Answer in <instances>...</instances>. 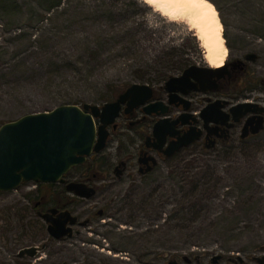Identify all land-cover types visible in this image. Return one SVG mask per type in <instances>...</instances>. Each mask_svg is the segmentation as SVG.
Listing matches in <instances>:
<instances>
[{
    "label": "rangeland",
    "instance_id": "1",
    "mask_svg": "<svg viewBox=\"0 0 264 264\" xmlns=\"http://www.w3.org/2000/svg\"><path fill=\"white\" fill-rule=\"evenodd\" d=\"M68 1L67 13L72 15L79 1ZM129 1L119 0L115 9L126 8ZM42 2L0 0V126L62 105L100 107L112 101L113 91L132 84H151L152 80L157 86L160 83L155 81L157 72L166 66L163 53L170 48L181 47L189 58L203 55L194 31L183 23L168 21L144 4L146 8L140 10L131 8L133 17L126 24L137 28L136 41L121 39L118 31H124V27L115 24L116 40L101 43V48L106 53L115 50L116 57L93 62L85 68L78 64L80 61L86 64V56H78L85 48L78 36L93 35L100 24L83 15L69 16L66 24L56 27L54 23L41 21ZM210 2L223 26L222 37L227 48L224 63L229 47L242 52L251 50L260 55L257 69L264 72V0ZM85 4L94 8L90 0ZM54 30L65 32L66 37L52 44L46 39ZM67 55L74 57L70 63L63 60L55 64L56 59H66ZM140 76H144L145 83ZM110 133L100 155L111 163L117 160L121 149L132 150L128 137ZM188 162L190 175L197 173L200 180L206 178L203 171L206 167L214 172L207 179L214 185L215 196L204 201L201 213L188 217L184 224L189 227L181 232L177 228L181 218L174 213L181 209L183 201L186 204L182 170ZM22 190L27 191L21 188L19 196ZM116 191L121 198L127 197L123 211L110 210L104 219L98 220V226L91 230L94 236H87L83 228L75 227L79 234L57 245L61 247L57 259L75 264L87 249L103 257L108 256V251L120 254L132 258L134 264H157L161 255H200L207 259L213 255L225 257L232 252L239 255L264 252V149L229 154L204 153L189 147L168 161H160L146 178L134 184L125 180ZM3 199L0 196V205ZM77 208L80 213L87 210L85 206ZM1 232L0 222V239ZM84 237L93 239L90 246L82 243Z\"/></svg>",
    "mask_w": 264,
    "mask_h": 264
},
{
    "label": "flooded vegetation",
    "instance_id": "2",
    "mask_svg": "<svg viewBox=\"0 0 264 264\" xmlns=\"http://www.w3.org/2000/svg\"><path fill=\"white\" fill-rule=\"evenodd\" d=\"M241 52L229 47L228 59L220 68L209 67L204 54L198 59L186 56V65L170 72L161 84H144L151 89L145 103L132 107H127V102L121 104L114 121L115 127H107V142L110 131H113L129 138L132 151L124 152L121 149L117 160L111 163L105 159L102 167L107 170L89 171L81 168L87 167L89 162L92 163L99 157L98 154H92L83 164L64 174L57 183L25 182L15 190L0 191V196L4 197L0 205V264H66L57 259L58 250L61 249L57 245L64 244V241L72 239L75 234L78 235L75 227L83 228L87 236H94V231L91 230L98 226V220L104 219L110 210L121 213L123 207H126L123 205L127 197L121 198L117 194V186L122 185L125 180L134 184L146 178L160 161H168L186 148H197L204 153L229 154L262 151L264 72L257 69L261 57L251 50ZM190 68V75L173 86L174 90L169 91L166 82L171 78L182 77ZM209 69L219 71L211 72ZM124 91L125 89H118L112 101ZM132 103L136 101L132 100ZM146 108L154 112L147 113ZM161 112L164 114H160ZM160 121L163 128L157 138L153 134V128ZM259 122L263 128L253 133ZM165 133L167 134L164 135ZM189 133L191 136L197 135L198 139L169 157L163 154L170 143ZM158 139L163 141V145L156 149L154 145L158 143ZM94 167L97 165L94 164ZM70 183L84 184L94 192L89 197L76 196L66 190ZM21 188H26L27 191L22 190L19 196L17 193ZM80 206L87 207V210L80 213L77 208ZM51 209L68 210L78 218L71 237L56 239L48 233V223L42 217L50 215ZM84 239L82 243L90 246L93 239ZM107 254L106 257L94 255L87 249L83 251L81 260L74 262L134 264L132 258L110 251ZM158 259L160 261L157 264H264V252L259 250L242 255L232 252L225 257L213 255L207 259L200 255H161Z\"/></svg>",
    "mask_w": 264,
    "mask_h": 264
},
{
    "label": "water",
    "instance_id": "3",
    "mask_svg": "<svg viewBox=\"0 0 264 264\" xmlns=\"http://www.w3.org/2000/svg\"><path fill=\"white\" fill-rule=\"evenodd\" d=\"M208 71L217 72L219 69ZM191 72L192 68L185 71L180 78L169 79L166 82L168 90H174L172 87L181 83ZM150 91L147 85L132 84L116 100L101 107L89 104L82 107L62 105L49 112L24 115L1 125L0 191L15 190L25 182L61 181L62 176L73 167L83 164L86 158L106 148L107 127H115L114 121L121 104L127 102V107L141 105L149 99ZM132 100L136 103H132ZM145 111L154 112L148 108ZM162 125L160 121L153 128V134L157 138L163 128ZM257 126L253 133L263 128L261 122ZM197 139V135L191 136L190 133L184 135L176 142L170 143L163 154L169 157ZM162 145L163 141L158 139L154 147L159 149ZM66 190L79 197H89L94 192L80 183H70ZM42 218L48 223V233L56 239L71 237L73 226L78 221L70 211L56 209H51L50 215H43Z\"/></svg>",
    "mask_w": 264,
    "mask_h": 264
},
{
    "label": "trees",
    "instance_id": "4",
    "mask_svg": "<svg viewBox=\"0 0 264 264\" xmlns=\"http://www.w3.org/2000/svg\"><path fill=\"white\" fill-rule=\"evenodd\" d=\"M77 1L79 2H77V5L73 8L72 15H69V13H67V8L69 7L68 0H43L40 11L41 21L54 23L56 27L66 24V18L69 16L77 18L83 15H86L87 19L92 21L93 23L100 24L101 27L93 35L78 36L81 44L85 46V48H83L82 50L83 53L79 54L78 56L79 58L83 55L86 56V64L81 61L78 62V64L84 65L85 68H87L88 65L92 66L91 63L93 62L98 63L99 61H110L116 57L115 50H111L106 53L105 50L101 48L102 44H105L108 41L116 40L118 33H116V31H114L113 29L115 24H122L124 27V31H118L121 34V39L127 40L130 43H134L136 41V38L138 36L137 28L135 29L127 27L126 24L133 17L131 8L139 10L146 8L142 0H131L128 2V4L125 5L126 8H121L119 11L115 9V3H117L119 0H90L92 1L94 8H89L88 6H86V0ZM52 32L54 33L46 39L47 42H50L52 44H55L59 39L66 37V33L60 30H54ZM125 50L127 52H130V49ZM163 55L166 59V66H164L163 69L157 72L155 81L160 83L156 84H161L167 78L170 72L181 69L186 65L188 61L186 57V51L181 49V47L170 48L169 50L165 51ZM67 56L68 58L66 59H56L57 63L55 64L58 65L60 64V62H63V60H66L70 63V61L73 60L74 57L73 55ZM140 79L143 80V83H145L144 76H140ZM150 82L151 84L149 85H152V80H150ZM113 92L114 97V95L118 92V89ZM98 156L99 159L97 158L92 163L89 162L87 167L82 166L81 168L89 171L104 170L102 167L105 163L104 156H101L100 153H98ZM100 157L102 159H100ZM94 164L97 165V167H94ZM189 167L190 163L188 162L185 164L184 169L182 170L183 178L185 180V186H183L182 188L185 190L183 200H186V204L183 201L180 206L181 209L174 213L176 215H179L181 218L180 221H182V223L179 226L177 225V228L181 232L187 230V228L189 227V221L187 222L188 225L184 224V222L187 221L188 217L195 216L198 215V213H201L203 208L202 204L204 203V201L213 198L214 195V185L211 183L210 179H207L209 177H212V174H214V172L206 167L205 169H203V171L207 173L205 174L206 178L204 177L202 178V180H200V178L197 177V173L190 175V172L192 171L189 170ZM188 236L189 235H186V237ZM191 236H193V234H191ZM189 242L190 241L186 243Z\"/></svg>",
    "mask_w": 264,
    "mask_h": 264
},
{
    "label": "bare ground",
    "instance_id": "5",
    "mask_svg": "<svg viewBox=\"0 0 264 264\" xmlns=\"http://www.w3.org/2000/svg\"><path fill=\"white\" fill-rule=\"evenodd\" d=\"M142 2L170 22H180L195 32L203 48L204 59L211 68L224 64L227 48L222 37V22L209 0H154Z\"/></svg>",
    "mask_w": 264,
    "mask_h": 264
},
{
    "label": "snow or ice",
    "instance_id": "6",
    "mask_svg": "<svg viewBox=\"0 0 264 264\" xmlns=\"http://www.w3.org/2000/svg\"><path fill=\"white\" fill-rule=\"evenodd\" d=\"M146 2H154V0H146ZM201 2H206V0H201Z\"/></svg>",
    "mask_w": 264,
    "mask_h": 264
}]
</instances>
